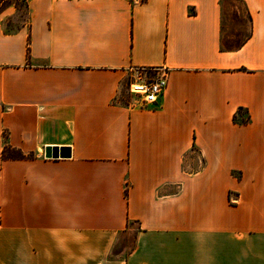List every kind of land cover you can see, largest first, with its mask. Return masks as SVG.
Returning <instances> with one entry per match:
<instances>
[{"label": "crops", "instance_id": "0c3cea01", "mask_svg": "<svg viewBox=\"0 0 264 264\" xmlns=\"http://www.w3.org/2000/svg\"><path fill=\"white\" fill-rule=\"evenodd\" d=\"M22 10L0 12V264H264V0ZM156 67L157 103L120 98Z\"/></svg>", "mask_w": 264, "mask_h": 264}, {"label": "built area", "instance_id": "2783aa9c", "mask_svg": "<svg viewBox=\"0 0 264 264\" xmlns=\"http://www.w3.org/2000/svg\"><path fill=\"white\" fill-rule=\"evenodd\" d=\"M27 3L28 0H19ZM147 72L146 75L138 73ZM169 70L166 67H156L136 70L130 77L128 92L134 96L138 106L147 107L161 99L167 89Z\"/></svg>", "mask_w": 264, "mask_h": 264}, {"label": "rangeland", "instance_id": "374dc122", "mask_svg": "<svg viewBox=\"0 0 264 264\" xmlns=\"http://www.w3.org/2000/svg\"><path fill=\"white\" fill-rule=\"evenodd\" d=\"M23 7L24 3L20 2L19 0H0V12L4 11L5 14H10L7 15L8 22L7 26L8 27H14V24H17L22 18H23ZM143 74L142 72H138ZM128 84L129 80L127 81L126 87L122 90L121 92V99L123 101L129 102V103H134L135 98L134 96L130 95L128 92ZM187 159L185 163H188ZM198 167L199 165L195 163Z\"/></svg>", "mask_w": 264, "mask_h": 264}, {"label": "trees", "instance_id": "16d2710c", "mask_svg": "<svg viewBox=\"0 0 264 264\" xmlns=\"http://www.w3.org/2000/svg\"><path fill=\"white\" fill-rule=\"evenodd\" d=\"M145 0H140V2H144ZM233 123H236L238 125H245L249 122V116L247 112L243 109H238L236 113L233 115ZM6 134L3 133V139L4 144L1 151V158L3 160H24V159H33L34 155L33 153L24 154L20 150H17L15 148H12L7 142H6Z\"/></svg>", "mask_w": 264, "mask_h": 264}, {"label": "water", "instance_id": "95a60500", "mask_svg": "<svg viewBox=\"0 0 264 264\" xmlns=\"http://www.w3.org/2000/svg\"><path fill=\"white\" fill-rule=\"evenodd\" d=\"M58 156L61 158H65L69 156V150L62 149L59 151Z\"/></svg>", "mask_w": 264, "mask_h": 264}]
</instances>
